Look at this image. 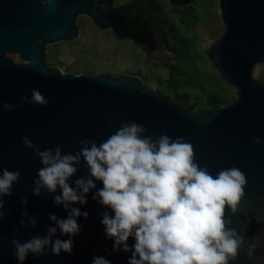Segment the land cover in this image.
Listing matches in <instances>:
<instances>
[{"label":"water","instance_id":"water-1","mask_svg":"<svg viewBox=\"0 0 264 264\" xmlns=\"http://www.w3.org/2000/svg\"><path fill=\"white\" fill-rule=\"evenodd\" d=\"M172 1L180 8L189 4V0ZM218 4L224 31L208 47L207 54L220 77L233 87L235 100L199 123L158 98L138 77L62 74L44 65V45L74 38V21L79 15L113 34L115 28L125 27L123 16L111 1L0 0V103L20 105L13 112L0 109V169L21 173L12 195L4 197L5 219L0 234L6 241L0 246V264H18L10 245L12 238L24 242L34 235H45L52 223L49 213L67 217L51 195H32L33 180L43 165L21 137H29L41 150L62 145V154L74 153L79 151L81 139L99 144L121 123L132 121L147 129L144 135L184 137L194 148L195 162L207 166L214 177L220 169L233 166L244 173L245 196L237 211L232 214L229 210L226 218L232 221L230 227L245 238V246L230 264H264V145L254 143L256 137L264 140V83L251 77L253 66L264 64V0H218ZM10 54H17L23 62L13 64L5 58ZM33 89H39L49 100L46 106L21 100L24 95L31 99ZM86 174L87 167L81 160L69 183L75 187L74 180ZM96 185L97 189L103 187L99 181ZM94 191L87 195L86 205H75L89 216L78 218L83 227L74 237L73 253L56 256L49 252L39 259L29 254L24 264H92L94 256H103L112 264H127L131 253L108 255L113 241L103 236L100 214H111V210L92 200ZM59 194L57 188L55 195ZM21 197L28 198L27 211L38 217L39 223L35 228H20L13 237L25 210ZM134 242L130 237L128 244ZM249 244L257 245L251 260L246 255Z\"/></svg>","mask_w":264,"mask_h":264},{"label":"clouds","instance_id":"clouds-1","mask_svg":"<svg viewBox=\"0 0 264 264\" xmlns=\"http://www.w3.org/2000/svg\"><path fill=\"white\" fill-rule=\"evenodd\" d=\"M24 103L46 106L49 100L39 89H33L31 99ZM19 104L0 103V109L13 112ZM112 127H116L115 124ZM147 129L134 121L124 122L106 140L81 139L80 149L62 154V145L41 150L29 137H21L26 148L33 150L43 167L37 171L31 189L33 196L45 193L57 206H63L66 218L48 214L52 222L43 236L30 239L12 238L10 245L18 264H24L29 254L34 259L61 252L71 255L74 237L82 230L78 218L87 219L89 213L75 205H86L87 195L95 189L92 200L109 211L102 212L103 236L113 241L108 255L131 253L127 264H230L245 246V238L230 227L226 218L233 214L245 196L247 183L237 167L220 169L215 177L207 166L195 162V152L184 137L173 139L166 133L144 135ZM254 143L264 145L256 137ZM81 160L87 174L69 183L77 174ZM0 224L5 219L4 197L12 195L13 184L19 181V170L0 169ZM103 187L97 189L96 182ZM57 188L59 195H55ZM28 191V189H25ZM25 210L19 228H35L39 218L27 211L28 198L21 197ZM59 231V236H58ZM67 236L68 239H60ZM134 243L128 244L129 238ZM6 238L0 234V246ZM256 244H249L247 258L254 259ZM92 264H112L103 256H94Z\"/></svg>","mask_w":264,"mask_h":264},{"label":"rangeland","instance_id":"rangeland-1","mask_svg":"<svg viewBox=\"0 0 264 264\" xmlns=\"http://www.w3.org/2000/svg\"><path fill=\"white\" fill-rule=\"evenodd\" d=\"M111 3L116 10L141 11L162 37L161 46L146 51L79 15L74 21V38L44 45V65L62 74L138 77L158 98L199 123L211 114L214 105L235 100L233 87L220 77L207 54L224 31L218 0H189L182 8L169 0ZM5 58L13 64L23 62L17 54ZM251 77L264 83V64L254 65Z\"/></svg>","mask_w":264,"mask_h":264},{"label":"trees","instance_id":"trees-1","mask_svg":"<svg viewBox=\"0 0 264 264\" xmlns=\"http://www.w3.org/2000/svg\"><path fill=\"white\" fill-rule=\"evenodd\" d=\"M102 2L111 0H99ZM172 5L175 2L169 0ZM123 16L126 26L115 28V35L118 39L129 40L139 46H142L146 51H153L158 44L163 43L162 37L151 27L150 22L145 15L138 10H118ZM218 106H213L215 111ZM212 111V112H213ZM211 112V113H212Z\"/></svg>","mask_w":264,"mask_h":264}]
</instances>
